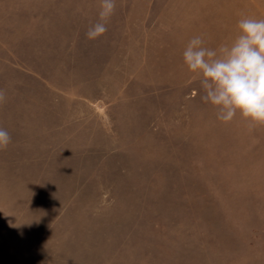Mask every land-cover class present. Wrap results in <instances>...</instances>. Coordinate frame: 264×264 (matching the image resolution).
<instances>
[{
  "label": "rangeland",
  "instance_id": "rangeland-1",
  "mask_svg": "<svg viewBox=\"0 0 264 264\" xmlns=\"http://www.w3.org/2000/svg\"><path fill=\"white\" fill-rule=\"evenodd\" d=\"M0 0V264H264V126L183 64L264 0Z\"/></svg>",
  "mask_w": 264,
  "mask_h": 264
},
{
  "label": "clouds",
  "instance_id": "clouds-1",
  "mask_svg": "<svg viewBox=\"0 0 264 264\" xmlns=\"http://www.w3.org/2000/svg\"><path fill=\"white\" fill-rule=\"evenodd\" d=\"M116 0H100L98 20L86 35L95 40L107 32ZM238 35L231 43L216 48L206 46L200 35L191 38L182 60L199 81L201 100L216 109V118L228 124L239 115L249 131L264 126V18L243 16L237 23ZM6 92L0 89V104ZM12 142L7 129L0 127V150Z\"/></svg>",
  "mask_w": 264,
  "mask_h": 264
}]
</instances>
